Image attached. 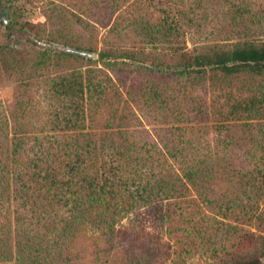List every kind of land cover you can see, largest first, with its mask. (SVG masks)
Masks as SVG:
<instances>
[{
    "label": "trees",
    "instance_id": "16d2710c",
    "mask_svg": "<svg viewBox=\"0 0 264 264\" xmlns=\"http://www.w3.org/2000/svg\"><path fill=\"white\" fill-rule=\"evenodd\" d=\"M97 1L91 5L100 6ZM154 1L112 0L102 13L86 17L78 2L0 0V12L11 7L17 17L23 9L41 11L44 24L27 23L37 40L99 51L93 60L40 47L31 39L29 46H14L19 17L10 26L0 18V26L6 25L5 33L0 30V81L17 87L14 104L0 105V264H77L82 239L90 240L94 263L114 264L107 255L116 248L123 221L170 228L174 218L185 217L184 209L177 215L183 205L177 206L188 203L189 192H203L212 175L227 166L239 171L240 164L223 158L189 155V144L171 132L179 120L169 110L164 124L172 139L166 144L156 137V122L162 106L175 104L183 122L190 123L197 115L194 109L188 112L194 93L188 97L181 89L210 73L264 80V39H259L264 26L239 7L232 23L238 38L188 50L189 14L178 7L172 47H148L146 38L168 35L169 19L150 15ZM100 30L105 32L101 49ZM120 37L132 39L134 46L119 43ZM164 75L166 83L179 88L172 98L158 90ZM144 79L151 83L149 91ZM62 93L71 105L76 99L85 107L70 115L69 109L50 112L39 103L38 96ZM67 114L70 119L64 120ZM255 167L264 170V163ZM248 184L264 196V172ZM248 222L240 224L256 232L242 228L249 240H225L224 249L232 240L238 247L218 264H264V218L255 222L250 216Z\"/></svg>",
    "mask_w": 264,
    "mask_h": 264
},
{
    "label": "rangeland",
    "instance_id": "374dc122",
    "mask_svg": "<svg viewBox=\"0 0 264 264\" xmlns=\"http://www.w3.org/2000/svg\"><path fill=\"white\" fill-rule=\"evenodd\" d=\"M62 1L78 2L82 9L80 13L88 17L90 13H102V6L108 7L112 0H100V6L91 5L97 0ZM154 4L156 8L150 15L161 17L163 22L169 19V24L164 29L168 35L157 37L155 40L146 38L145 45L148 47L157 46L165 50L172 47L174 44L170 35L173 28L172 19L178 7H182V10L185 9L189 14V31L186 34L188 50L203 44L231 43L233 39L238 38L232 31V23L234 13L239 7L245 9L246 18H251L252 22L264 26V0H155ZM89 8H93L94 11ZM6 10L9 19L7 26L15 23V19L19 17V24L13 30L14 46H29L28 39L37 43L43 42L35 38V30L27 24L40 26L45 23L46 19L40 10L23 9L17 17L14 9L7 7L0 12V18ZM20 26H24L26 30L21 31ZM5 29L6 25L0 26L2 33L6 32ZM99 34L101 49L105 32L100 30ZM259 39H264V32L259 34ZM119 43L134 46L132 39L124 37L119 38ZM94 53L99 56V51ZM161 77L158 81L160 82L158 90L166 95L165 98H172L179 88L166 83L165 80L168 79L166 75ZM146 80L148 79H144L143 86L149 91L151 83ZM168 82L173 80L170 79ZM181 90H186L188 97L189 91L194 93V102L188 107V112L191 108L197 115L192 117L190 123L183 122L184 119L178 114L180 112L178 106L175 104L162 106L161 115L156 122L159 125L156 137L164 144L172 139V134L166 131L164 124L165 113L169 110L172 119L179 120L175 122L171 132L178 141L185 139L189 144V148L192 149L187 152L189 155L223 158L229 161V164L232 162L240 164V168H236L239 171L233 172L227 166V169L224 168L222 172L212 175L203 192L200 190L189 192L188 203L177 206L180 208L183 205L177 209V215H181V209H184L185 217L174 218L170 228L167 224L162 227L160 223L154 222L140 224L133 219L123 221L117 229L116 248L111 249L107 255L114 264H218L220 257L228 259L238 247L232 240V243L229 242L231 247L228 243L224 249L225 240H231L233 237L235 239L244 237L249 240L250 235L245 234L242 228L256 232L255 229L240 223H249L250 216L255 222H258L259 218H264V196L256 195L255 189L248 184L251 178L259 180L264 172L262 168L255 167L256 164L264 163V80L244 75L224 77L210 73L208 79L200 83L196 81L194 86L187 84V88ZM16 92L15 83L6 79L1 80L0 105L6 109L14 104ZM65 97L63 93L57 97L48 94L46 99L39 96L38 99L50 112L54 109L62 111L69 109L72 115L76 111L75 108L85 107L76 99L73 100L75 105H71ZM145 111L148 117H151L150 109ZM64 117V120L70 119L69 114ZM186 119H189V116ZM64 120L63 124L66 127ZM147 128H152V125ZM177 153L180 155V152ZM89 241V239L78 241L77 252L80 251L81 258L79 257L80 261L77 264H96L93 262ZM245 251L251 253L248 248ZM77 252H73L75 257Z\"/></svg>",
    "mask_w": 264,
    "mask_h": 264
},
{
    "label": "water",
    "instance_id": "95a60500",
    "mask_svg": "<svg viewBox=\"0 0 264 264\" xmlns=\"http://www.w3.org/2000/svg\"><path fill=\"white\" fill-rule=\"evenodd\" d=\"M7 16H8V11L6 10L1 15V19L4 21L6 25H8L9 23V19L7 18ZM38 44L41 47L50 48L53 51H59V52H64V53H68L72 55H77V56L84 57L87 59L97 60L99 58L97 53L79 49V48L67 47V46H62V45H53V44L45 43V42H38Z\"/></svg>",
    "mask_w": 264,
    "mask_h": 264
}]
</instances>
